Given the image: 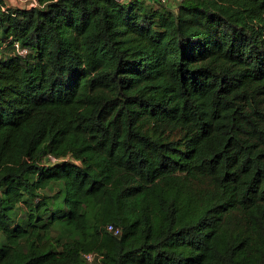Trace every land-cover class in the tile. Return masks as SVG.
<instances>
[{
	"label": "trees",
	"instance_id": "1",
	"mask_svg": "<svg viewBox=\"0 0 264 264\" xmlns=\"http://www.w3.org/2000/svg\"><path fill=\"white\" fill-rule=\"evenodd\" d=\"M4 2L0 264H264V0Z\"/></svg>",
	"mask_w": 264,
	"mask_h": 264
},
{
	"label": "rangeland",
	"instance_id": "2",
	"mask_svg": "<svg viewBox=\"0 0 264 264\" xmlns=\"http://www.w3.org/2000/svg\"><path fill=\"white\" fill-rule=\"evenodd\" d=\"M6 6H13L17 8H28L33 5V0H4ZM168 4L174 6V0H168ZM96 259L86 264H96Z\"/></svg>",
	"mask_w": 264,
	"mask_h": 264
},
{
	"label": "built area",
	"instance_id": "3",
	"mask_svg": "<svg viewBox=\"0 0 264 264\" xmlns=\"http://www.w3.org/2000/svg\"><path fill=\"white\" fill-rule=\"evenodd\" d=\"M157 1H159V2H162V3H165V4H168V0H157ZM175 2H179V1H182V0H174ZM36 2L34 1V4H35ZM16 46H18V45H16ZM22 53H24V52H26V49H21L20 50ZM108 230H110V231H114L115 233H118L119 232V229L118 228H115L112 224H108ZM97 255L95 254V253H87L86 255H85V257H86V259L90 262V261H93V260H95L97 257H96Z\"/></svg>",
	"mask_w": 264,
	"mask_h": 264
}]
</instances>
